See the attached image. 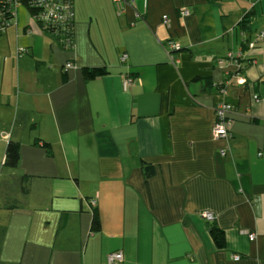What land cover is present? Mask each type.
<instances>
[{
    "label": "crops",
    "instance_id": "1",
    "mask_svg": "<svg viewBox=\"0 0 264 264\" xmlns=\"http://www.w3.org/2000/svg\"><path fill=\"white\" fill-rule=\"evenodd\" d=\"M74 12L72 50L40 31L5 59L0 155L16 140L21 160L0 204V264H107L116 251L120 264H264V0H74ZM85 66L109 73L86 80ZM225 102L230 135L217 137Z\"/></svg>",
    "mask_w": 264,
    "mask_h": 264
},
{
    "label": "built area",
    "instance_id": "2",
    "mask_svg": "<svg viewBox=\"0 0 264 264\" xmlns=\"http://www.w3.org/2000/svg\"><path fill=\"white\" fill-rule=\"evenodd\" d=\"M117 3L123 4L125 2H130V0H114ZM26 4L33 9L31 15L34 19L35 23H38L39 27L45 32L47 29H53V33H57L58 37H62V35L66 34L67 31L70 33H74L75 29V12H74V0H0V14L3 16L5 12L9 14H13V18L10 21L4 22L0 16V33L2 35L7 30L9 26H11L14 20L17 18V13L20 5ZM184 15H189V10H183ZM8 26L7 28L4 27ZM29 32H32V28H28ZM259 37H264V32L260 33ZM250 47L255 46V42L249 43ZM177 45H172V48H176ZM26 49L20 48L19 55L24 53ZM233 53H229V58L234 59ZM241 57V53H239L238 57H236V61H238ZM128 55L124 53L121 56V61H126ZM225 58H220L218 62L220 64L224 63ZM74 64L72 62H68L65 67H63L64 71H67L68 67H73ZM134 83V79L130 76L124 78V87L128 89L130 85ZM234 109V106L231 103H222L219 104L216 109L217 122L215 124V135L217 137H228L230 135V128L232 126V121L228 119V113ZM91 203L96 205L97 200L92 199ZM203 218L208 221H213L215 219V215L212 211H205L203 213ZM250 240H255L257 237L256 233L247 232ZM124 255L122 251L112 252L107 256V264H120L123 261ZM235 260H239L240 256L236 255L234 257Z\"/></svg>",
    "mask_w": 264,
    "mask_h": 264
},
{
    "label": "rangeland",
    "instance_id": "3",
    "mask_svg": "<svg viewBox=\"0 0 264 264\" xmlns=\"http://www.w3.org/2000/svg\"><path fill=\"white\" fill-rule=\"evenodd\" d=\"M32 26V32L26 31V28ZM24 27L25 30H24ZM30 28V27H29ZM36 29H40L38 23H35L29 9L25 5H20L17 13V18L14 20L13 24L7 28L4 34L0 38V96H3V99L0 100V112L2 115L8 117L9 110L7 106H3V102H8V95L7 93L11 92V81L8 75L9 72V65L7 63L5 75L4 76V66H5V59H9L10 50L14 51L18 54L20 48L28 49L27 47L23 46L25 43L22 41V36H27L29 34H40L44 32L42 29L37 31ZM25 51L22 54H26ZM68 63V62H67ZM66 63V64H67ZM65 64V65H66ZM65 65L63 67H65ZM70 67H68L69 69ZM67 69V70H68ZM14 169L4 166L1 160L0 155V204H6V198L14 196L12 191H15L16 185L7 187L9 182H14L10 180V176Z\"/></svg>",
    "mask_w": 264,
    "mask_h": 264
},
{
    "label": "trees",
    "instance_id": "4",
    "mask_svg": "<svg viewBox=\"0 0 264 264\" xmlns=\"http://www.w3.org/2000/svg\"><path fill=\"white\" fill-rule=\"evenodd\" d=\"M26 7L29 9L30 13H32L33 9L30 7V5L28 6L26 4ZM1 16V19L4 22L10 21L13 18V14H9L7 12L4 13V15ZM243 23H246V20L244 19ZM1 25V23H0ZM4 27H8L5 26ZM28 30V28H26V31ZM1 31V29H0ZM45 33L51 35L58 43L59 46L64 49V50H72L74 48V33H70L67 31L66 34L62 35V37H58L56 38V36L58 35L57 33H53V29H47V31H45ZM2 36V33H0V38ZM26 52H28V50L26 49ZM22 55V54H21ZM223 58V57H222ZM82 73L83 76L86 80H93L96 78H99L101 76H105L109 73V69L106 66H85L82 68ZM65 75V73H64ZM66 80V78H65ZM36 144H39L40 146H42L43 148L46 149L47 154L49 156L53 155V149H52V145L43 140L42 138H38L37 141L35 142ZM21 160V143L19 141L16 140H9L7 147H6V152H5V160H4V165L11 167V168H17L19 166ZM142 168L144 170V174L147 178L151 177L154 173H155V168L152 164L149 163H143L142 164ZM26 178V177H25ZM91 230L92 232H98L101 230V218H100V214L99 211L97 209H94L93 212V219H92V225H91ZM211 234L212 237L215 241V244L218 248H223L225 246V232L224 230H222L221 228H219L216 225H212L211 226Z\"/></svg>",
    "mask_w": 264,
    "mask_h": 264
}]
</instances>
